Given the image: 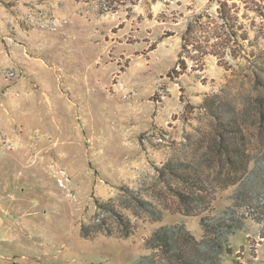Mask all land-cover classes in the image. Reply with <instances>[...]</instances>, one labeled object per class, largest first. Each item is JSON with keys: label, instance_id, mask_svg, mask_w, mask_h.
I'll list each match as a JSON object with an SVG mask.
<instances>
[{"label": "rangeland", "instance_id": "obj_1", "mask_svg": "<svg viewBox=\"0 0 264 264\" xmlns=\"http://www.w3.org/2000/svg\"><path fill=\"white\" fill-rule=\"evenodd\" d=\"M263 60L264 0H0V264H134L180 223L201 239L235 189L213 150L221 123L258 148ZM98 199L131 219L130 238L82 237L95 222L118 232ZM247 216L224 264H264Z\"/></svg>", "mask_w": 264, "mask_h": 264}, {"label": "trees", "instance_id": "obj_2", "mask_svg": "<svg viewBox=\"0 0 264 264\" xmlns=\"http://www.w3.org/2000/svg\"><path fill=\"white\" fill-rule=\"evenodd\" d=\"M190 32L194 35V31L189 27L186 35ZM241 39L245 41L244 38ZM197 43L194 38L188 41L184 36L182 51L190 48L193 52L201 51ZM206 57L207 54H203L200 61L203 62ZM188 58L195 60L193 56H188ZM195 61L199 60L196 59ZM182 63L179 60L176 68L170 74H175ZM183 64L181 71L186 72L188 66L186 63ZM262 65H264V60ZM262 83L264 94V82ZM221 126L223 130L219 139L214 143L213 150L217 164L222 169H227L228 174L232 175L230 185L235 189L229 198L231 205L218 215L200 218L203 231L201 239H198L185 223L158 228L145 241L144 246L148 254L140 256L134 264H224L225 258L232 255V237L240 231L249 230L250 218L247 213L252 210L257 215L254 221L258 224V236L264 242V96L263 102L259 104L256 110V120L253 127L257 149L246 150V147L241 144L240 139L243 130L231 116L225 119ZM248 153L250 156L247 155ZM254 153L257 154L255 158H253ZM178 167L181 169L179 164L169 163L165 171L177 176L179 180L184 178L189 182L190 178L179 174L180 169ZM178 196L180 199L183 198V193L179 192ZM132 197L136 203L145 207H152L142 198L136 196L134 192ZM196 200L198 201L199 198ZM200 202L204 204L205 199H201ZM212 202L213 204L216 202L214 197ZM114 203L113 199L107 202L98 199L96 200V207L98 213L101 211L112 213L113 218L116 219L115 224L118 232L95 222L96 226L92 228L86 225L82 226L81 235L84 239L94 240L99 233H104L115 239H128L134 234L135 226L131 219L120 212ZM207 209H210V204ZM190 215L200 216L194 211Z\"/></svg>", "mask_w": 264, "mask_h": 264}, {"label": "built area", "instance_id": "obj_3", "mask_svg": "<svg viewBox=\"0 0 264 264\" xmlns=\"http://www.w3.org/2000/svg\"><path fill=\"white\" fill-rule=\"evenodd\" d=\"M68 180H69V178H68ZM60 183L62 184V182L60 181Z\"/></svg>", "mask_w": 264, "mask_h": 264}]
</instances>
